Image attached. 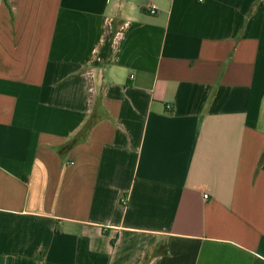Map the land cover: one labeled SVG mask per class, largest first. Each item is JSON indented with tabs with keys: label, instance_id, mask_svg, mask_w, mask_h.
Instances as JSON below:
<instances>
[{
	"label": "crops",
	"instance_id": "0c3cea01",
	"mask_svg": "<svg viewBox=\"0 0 264 264\" xmlns=\"http://www.w3.org/2000/svg\"><path fill=\"white\" fill-rule=\"evenodd\" d=\"M0 264H264V0H0Z\"/></svg>",
	"mask_w": 264,
	"mask_h": 264
},
{
	"label": "built area",
	"instance_id": "2783aa9c",
	"mask_svg": "<svg viewBox=\"0 0 264 264\" xmlns=\"http://www.w3.org/2000/svg\"><path fill=\"white\" fill-rule=\"evenodd\" d=\"M147 11L150 12V13L155 14L158 11V7L155 4H150V5L147 6ZM205 196L207 197V195H205ZM127 201H128L127 197L123 196L122 199H121V203L123 205H125V204H127Z\"/></svg>",
	"mask_w": 264,
	"mask_h": 264
},
{
	"label": "trees",
	"instance_id": "16d2710c",
	"mask_svg": "<svg viewBox=\"0 0 264 264\" xmlns=\"http://www.w3.org/2000/svg\"><path fill=\"white\" fill-rule=\"evenodd\" d=\"M91 126H92V122H90V123L87 125V127L85 128V132H86L88 129H90Z\"/></svg>",
	"mask_w": 264,
	"mask_h": 264
}]
</instances>
